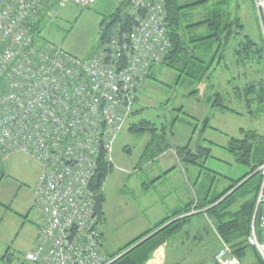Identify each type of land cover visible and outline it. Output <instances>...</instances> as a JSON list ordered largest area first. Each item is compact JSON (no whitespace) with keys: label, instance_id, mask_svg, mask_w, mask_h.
Segmentation results:
<instances>
[{"label":"built area","instance_id":"1","mask_svg":"<svg viewBox=\"0 0 264 264\" xmlns=\"http://www.w3.org/2000/svg\"><path fill=\"white\" fill-rule=\"evenodd\" d=\"M129 3L135 25L96 55L77 58L40 40L41 16L68 5L89 8L96 0H0V164L25 154L41 167L34 211L43 229L33 264H111L94 211L92 184L99 158L111 162L118 134L129 120L151 68L171 48L164 0ZM264 44V0H252ZM257 195L258 237L253 222L248 243L264 262V164ZM256 217V216H255ZM217 264H242L224 245Z\"/></svg>","mask_w":264,"mask_h":264},{"label":"crops","instance_id":"2","mask_svg":"<svg viewBox=\"0 0 264 264\" xmlns=\"http://www.w3.org/2000/svg\"><path fill=\"white\" fill-rule=\"evenodd\" d=\"M103 1L105 2V5L109 4L113 6L112 4H114L109 0ZM177 1L179 3V0ZM200 1L202 0H198L193 3L189 2L181 6L195 4ZM215 1L216 0L212 2L210 0L209 2L210 4H213ZM222 1H226L228 4L230 3V10H233V15H238L240 11L239 0ZM100 2L101 0H96L95 5H99V7L103 9L104 7L100 6ZM207 5H199L198 8L193 11L196 20L203 17L206 12L205 7ZM237 43H240V40H238ZM237 43L234 42L226 53V62H228L231 67L230 62L232 61L235 65L237 73V76L234 74L230 80L225 81V84L227 85L226 94L230 104L233 102L245 104L248 112L251 113L253 117L256 114H258V117H261L264 112H257L259 108L254 109L248 106L251 99H253L252 104H256L257 100L254 98L257 96L253 95V98L251 96L247 97L246 91L252 85L256 87H258L257 85L260 86L262 81V72L260 67L257 66L256 69L253 70L254 73L250 76L246 73L248 64L246 65L245 63H241L240 56H237L235 53V46ZM229 66H226L228 68L227 73H230ZM214 67L215 62L211 67V77L208 79L213 77ZM248 67H253V64H249ZM254 75H256L257 78H254ZM208 87H211L213 90L215 86L211 82ZM213 96L214 98L217 97L218 100H224L222 95L219 93L213 94ZM214 98H211V100ZM224 107L227 108V110L221 109L220 107L217 109V111H220L224 118L241 115L239 108L233 107L236 109L235 110L232 107ZM212 108L215 107L212 106ZM180 110L179 112H184L183 108ZM135 115L136 112L124 124L114 145H116L118 139L126 138V134L123 132L125 130L130 131V126L135 125L134 123H131L132 118ZM156 117L159 118L157 115ZM164 128L165 131L163 133L166 134V140L170 141V147L164 153L155 158H148V160L143 161V156L153 139V135L150 132H129L130 134H138L143 138L149 136V138L144 141L145 145L142 154L139 156L137 161L132 164L128 162V158L125 156L126 152L123 150L120 152V145H117L116 149L112 150V171L103 181L102 219L97 225L104 242L105 251L109 256L120 252V250L131 244L133 241L151 231L155 226L166 221L168 218H171L176 212H179L189 206V213L175 218L169 222L168 225L178 219L186 218L187 221L177 230V232H175L172 237L168 238L167 241L152 254L146 264H217L215 256L222 249L225 243L217 232L215 220L209 217L207 213V211L211 208L210 206H207V204L217 198L214 195L216 180H213L209 174H204L203 171L202 173L198 172V162L195 161L193 163L187 159H182L180 152H182V154L185 155L184 158H186L187 154L190 152L196 154L199 147L204 149L218 147L219 145L215 143L214 139L207 136L206 133L210 130L213 134H218L219 129L211 126L209 119L203 122L201 131H196V129L193 131L192 129L187 128H182L181 130L179 128L183 131V134L186 135L187 133L191 136L190 138L185 139L182 143V140L178 138L176 125L170 130L166 127V125L161 127V129ZM157 129L160 131L159 128ZM124 146L127 149V153L130 154L131 157L133 149L129 144ZM155 148L156 147L153 149ZM214 157L217 158V156ZM203 166L205 167L206 165ZM39 169L40 168H38V178L41 173V169ZM248 174L249 173H247V175ZM245 176L238 180H234L229 177V179L232 180V184L228 187V189L234 186L236 182ZM38 178L33 186V189L29 190L12 178L6 180L5 175H0V211L5 213V215L9 214V217H13L14 215L17 219L24 220L23 217H26L27 219L24 221L29 223L31 225L30 227H32V241L27 254L35 249L38 238L43 229V226H37L36 223H38V221L30 219L31 206L32 204L34 205L36 199L35 187L37 185ZM125 192L129 193L126 194ZM27 193L30 195L29 198L30 204L32 203L31 206L28 205L25 209L14 210L12 207L13 204H15V197L25 195ZM8 194L12 197L14 196V198L10 199L6 197ZM253 197L252 192H249L247 195L240 198L236 204L231 207L230 211H239L244 203L249 202ZM7 200H9L11 206L6 204ZM199 204H205L207 207L198 209ZM3 216L0 217V264H20L19 259L16 258L17 248L19 246V242H16V230L12 226H2V222L5 219ZM227 219L225 221H228ZM239 242L240 241L237 243Z\"/></svg>","mask_w":264,"mask_h":264},{"label":"rangeland","instance_id":"3","mask_svg":"<svg viewBox=\"0 0 264 264\" xmlns=\"http://www.w3.org/2000/svg\"><path fill=\"white\" fill-rule=\"evenodd\" d=\"M195 1L198 0H179V4L184 5ZM211 1L213 2L214 0ZM112 5L113 6L109 4L105 5V2L101 0L100 6H103V9H101L99 5H94L89 8L68 5L59 10L54 9L52 13V15L55 14L54 16H50V14L46 12L43 16L46 15L48 20L46 23V20L42 21L37 36L40 37V40L49 41L55 45L62 46L66 52L77 58H89L99 49L104 28L109 26L113 21V14L116 13L118 7L117 5ZM239 5L240 11L238 15L242 21L243 35L249 36L250 39L257 44L260 43L262 33L256 12L254 13L255 8L251 7L249 0H239ZM121 16H124L123 11L121 12ZM194 21H196V19H194ZM242 39L243 38L240 40ZM230 63L231 67L226 60L222 61L220 67L217 65L218 69L214 71L211 79L206 78L196 81L164 65L154 66L151 71L152 77L141 85L136 96V102L134 103L132 112H136V115L131 121V123L137 124L142 120H148L159 129H161L163 125H166L169 130L176 125L178 138L182 140L183 143L185 139L191 136L187 133L186 135L183 134V131H181L182 128L201 131L203 122L209 119L211 126L219 129V132L218 134H213L208 130L206 135L213 138L215 143L219 145V148H208L212 152L211 158L200 159L197 160V162L199 165L198 172L202 173L203 171L204 174H209L213 180H216L214 189V195L216 197H219L228 190V187L232 184V180L229 179V177L238 180L247 175V173L250 174L256 163L254 159H252L251 163L248 165L237 163L236 158L239 151H230L232 140L235 139L240 141L248 139L255 148L259 145L264 146V114L261 115V117H258V114L253 117L252 114L248 112L245 104H238L237 102L230 104L229 102L226 94L227 85L225 81L230 80L234 74L237 76L235 65L232 61ZM248 65L246 73L250 76L254 73L253 70H255L257 66L253 65V67H248ZM226 66H229L230 73H227L228 68ZM254 78H257V76L254 75ZM211 82L215 86L213 90L211 87H208ZM216 93L222 95L224 100H218L217 97L214 98L213 94ZM211 98L214 99L211 100ZM220 105L239 108L241 115L224 118L220 111H217ZM212 106L215 108H212ZM181 108L184 109L182 113L179 112ZM252 108L257 109L258 104H253ZM156 115L160 119L157 118ZM129 132V130L123 132L126 134V138L118 139L113 149H116L117 145H120V152L121 150L125 151L128 162L132 164L137 161L142 154L145 145L144 141L149 138V136L143 138L138 134H130ZM250 136H253V138ZM169 142L170 141L167 140V144H169ZM126 144H129L133 149L131 157L124 146ZM214 156H217V158ZM203 165H206V168ZM38 168L41 169L40 165L29 156L25 154H16L7 157L3 163L0 164V175H5L6 180L12 178L24 185L27 189L32 190L38 178ZM40 175L41 173L39 177ZM113 181L115 182L114 179ZM238 186H236L235 189ZM244 191L245 189L239 190L234 195L236 196L234 200L236 198L238 200L239 196L243 194ZM125 193L127 194L129 192ZM252 195L254 196V193H252ZM6 197L10 199L14 198V196L12 197L10 194L6 195ZM29 197L30 195L28 193L15 197V204H13L12 208L14 210H21L25 209L28 205L31 206L32 203L30 204ZM6 202L7 205L11 206L9 200ZM2 216L5 218L2 222V226H12L16 230V242H19L16 258L19 259V263L31 264L25 260V256L29 251L32 241V227H30L31 225L29 223L24 221L27 218L23 217L24 220H22L15 218L14 215L13 217H9V214L5 215V213L0 211V217ZM30 216V219L38 221V223H36L37 226L42 227L44 225L40 216L34 211L33 204L31 206ZM242 264H259V261L255 254L250 251L246 257L243 258Z\"/></svg>","mask_w":264,"mask_h":264},{"label":"trees","instance_id":"4","mask_svg":"<svg viewBox=\"0 0 264 264\" xmlns=\"http://www.w3.org/2000/svg\"><path fill=\"white\" fill-rule=\"evenodd\" d=\"M209 1L210 0H202L195 4L181 6L177 0H164L167 15V34L170 39L171 48L162 65L195 81L204 80L206 78L208 79L211 77V67L213 66V63L215 62V71L217 70V65L220 66V62L227 59L226 53L228 52V49L234 44V42L237 43L238 40L243 38L240 40V43L236 44L235 53L237 56H240L241 63H245L246 65L253 64L260 67L262 72L260 86L257 85L258 87H256L252 85L246 92L247 97L251 96L253 98V95L257 96L254 98L257 100L256 104H258L259 108H257V112L262 111L263 113L264 44L263 42L257 44L252 41L249 36L243 35L242 21L238 15H233V10H230V3L228 4L226 1L216 0L213 4H210ZM249 1L254 8L252 0ZM199 5H207L205 7L206 12L203 17L194 21L196 18L193 11L196 10ZM129 6V3L117 6L118 9L116 10V13L113 14V21L109 26L104 28L100 47L94 55L103 50L104 46H107L112 41L120 39L123 34L130 33L135 23L131 16L128 15ZM122 11L124 12L123 17L121 16ZM43 20H46L45 23L47 22L48 18L46 15H42L40 21L35 25L34 30L38 28L35 33L36 35L39 34ZM151 77V73H148L146 80ZM252 101L253 99L249 101V107H252ZM218 107L227 110L223 105ZM130 131L132 133L150 132L153 135V139L143 156V161L161 155L170 147L169 144H167L166 134L163 133L165 128L158 131L157 127L148 121H141L139 124L130 126ZM250 137L253 138V136ZM231 145V152L239 151L236 158L237 163L248 165L251 163L252 159H254L256 163L250 174L246 175L226 192L207 204V206L211 207L207 213L209 217L215 220L217 232L223 239L225 245L231 248L234 256L242 262L243 258L246 257L247 252L252 251L257 257L259 264H264L258 252L248 243V237L251 234L253 222L255 223L258 237H261L259 214L256 215L255 210L257 195L262 183L261 174L257 171L264 164V146L259 145L255 148L248 139L240 141L233 139ZM154 147L156 148L153 149ZM180 156L182 159H187L194 163L200 159L211 158V151L199 147L196 154L190 152L187 154L186 158H184L185 155L180 152ZM104 158L105 153L102 152L98 164V175H100L101 178L99 182L95 180L92 184V190L95 194L102 193L103 181L112 171L111 165L105 162ZM256 172L257 174H255ZM252 174L255 175L250 180L245 182L228 197L224 198L230 191ZM241 189H245V191L239 196L238 200L249 192L254 193V197L249 202L244 203L239 211L231 212V207H233L238 201L237 198L234 200V197H236L234 195ZM207 206L205 204H199L198 209H203ZM189 212V206L176 212L171 218H168L166 221L155 226L151 231L133 241L131 244L120 250V252L111 255V264H146L152 254L184 225L187 221L186 218L174 221L127 254L122 255V253L175 218L183 216ZM226 219L228 221H225ZM237 240L240 242L237 243Z\"/></svg>","mask_w":264,"mask_h":264},{"label":"water","instance_id":"5","mask_svg":"<svg viewBox=\"0 0 264 264\" xmlns=\"http://www.w3.org/2000/svg\"><path fill=\"white\" fill-rule=\"evenodd\" d=\"M257 174V173H255ZM255 174L248 176L245 180H243L239 186L235 189H233L231 192H229L224 198L228 197L230 194H232L235 190H237L240 186H242L245 182H247L248 180H250ZM100 175L97 177L98 182L100 180ZM223 198V199H224ZM94 202H95V206H94V211L95 214L97 216L98 222H100V220L102 219V204H103V194H97L94 197ZM168 224H166L165 226L161 227L160 229L156 230L155 232H153L152 234H150L149 236H147L146 238H144L142 241L138 242L137 244H135L134 246H132L130 249L126 250L124 253H122V255L127 254L128 252H130L131 250H133L134 248L138 247L141 243L145 242L146 240H148L149 238H151L152 236H154L155 234H157L158 232L162 231L164 228L167 227Z\"/></svg>","mask_w":264,"mask_h":264}]
</instances>
